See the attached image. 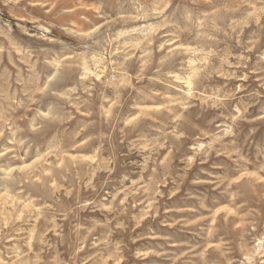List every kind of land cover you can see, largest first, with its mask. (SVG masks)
Masks as SVG:
<instances>
[{"label": "rangeland", "instance_id": "obj_1", "mask_svg": "<svg viewBox=\"0 0 264 264\" xmlns=\"http://www.w3.org/2000/svg\"><path fill=\"white\" fill-rule=\"evenodd\" d=\"M0 264H264V0H0Z\"/></svg>", "mask_w": 264, "mask_h": 264}]
</instances>
